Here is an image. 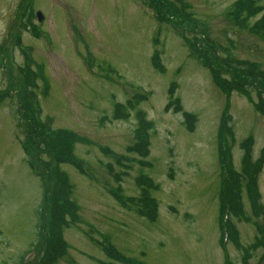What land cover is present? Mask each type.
<instances>
[{
  "label": "rangeland",
  "instance_id": "374dc122",
  "mask_svg": "<svg viewBox=\"0 0 264 264\" xmlns=\"http://www.w3.org/2000/svg\"><path fill=\"white\" fill-rule=\"evenodd\" d=\"M236 1L182 0L187 18L172 14V2L157 3L161 20L147 0H0V264H35L51 221L59 237L51 244L58 249L54 264H223L226 256L230 264H257L264 220L253 214L251 197L264 214V165L250 193L241 178L242 213L229 207L235 236L223 244L220 156L229 152L242 175L240 144L248 139L255 162L264 147V114L255 97L223 93L193 51L207 35L223 48L219 54L227 48L264 72V41L228 14ZM27 66L32 84L24 86L19 69ZM30 93L51 129L75 137L72 160L57 168L56 158H30L22 149L17 124ZM126 103L133 105L128 118L114 119L115 105ZM184 113L194 117L191 131ZM139 116L149 123L146 156L128 151L142 142ZM38 174L46 186L58 174L66 179L61 203L73 215L63 228L59 211L50 219L52 206L36 217L43 199ZM142 193L155 202L153 221L138 212ZM106 241L123 262L104 255Z\"/></svg>",
  "mask_w": 264,
  "mask_h": 264
},
{
  "label": "trees",
  "instance_id": "16d2710c",
  "mask_svg": "<svg viewBox=\"0 0 264 264\" xmlns=\"http://www.w3.org/2000/svg\"><path fill=\"white\" fill-rule=\"evenodd\" d=\"M169 2H172L173 9L172 14L177 13L179 18L186 17L184 10L187 8V4L182 2V0H147L150 6H154L157 9V18L164 20L165 18L162 17L161 13H159V8H157V3L160 6H170ZM230 14L231 18L235 21V26L245 28L249 33L253 34L261 41H264V4L263 0H237L233 6L232 10L228 13ZM229 16V17H230ZM256 17H259L255 21L251 22ZM193 51L196 55V58L200 59L204 66L209 69L211 76L215 83L219 86L223 93L231 91H239L240 93H245L248 96H252L256 98L255 105L257 110L264 114V72L261 71L258 66L254 63H250L249 61L239 60L233 57L229 50L226 48V51L219 54L218 50H222L220 46H218L212 40L207 39V35H205L204 43L202 44L204 47H199L197 43L199 41L195 40ZM217 50V52H216ZM221 51V52H222ZM224 54V56L222 55ZM41 66L39 65L38 68ZM23 72V80L21 83L24 86L32 84L29 81L30 78V70L29 67H25L23 69H19ZM13 82H16L15 79L12 77ZM16 84V83H15ZM254 84H257L256 86ZM20 85V80L18 79L17 84ZM170 95L172 94L173 90L171 89ZM26 98V97H25ZM27 99L21 100L20 106V122L18 127L24 129V138L21 142L22 149L30 158H43L45 154H47L48 158L52 160L56 158V163H53V167L57 168L59 163H65L68 160H72V153H71V144L75 141V137L70 132H59L55 129L50 128V122L48 119L42 120L41 110L39 107V102L36 99L37 96L35 94L30 93ZM26 100V101H25ZM25 101V104H24ZM133 105L131 104H116L113 110V118L116 120L127 119L129 116V109ZM32 108L36 110V112L32 111ZM185 119V124H187L188 130L193 129L194 117L190 114L184 113L183 114ZM23 120L22 126L21 121ZM139 126L137 127V137H142L141 141L135 145H132L128 148V151H133L138 153L139 155L146 156L148 154V139L146 130L149 125L144 118L139 116ZM219 138V137H218ZM248 139L244 140L240 147L245 150V155L241 161V173L242 175H237L233 171L232 163H231V155L229 152L225 150H221L222 163L225 176L224 180L222 179V187L221 192H219L220 203H221V211L223 212L224 208L231 207V211L238 210L239 213H242L241 206L239 203V193L240 189V181L241 178L244 177L248 179L247 188L249 189V193L252 190V186L254 185L253 181L255 180L254 175L260 170V167L264 165V147L261 149L259 153V157L255 162H252L251 153L249 149V145L247 144ZM220 143V141H219ZM221 144V143H220ZM221 146V145H220ZM219 147V145H218ZM33 153V157L31 154ZM50 163L47 162L46 165ZM30 165V164H29ZM32 168V165H30ZM38 177L41 178V193L43 196L42 201L40 202L37 210H36V217L38 218L39 215L45 210V207L52 206L50 212V219L54 220L56 217V212L58 213V218L60 219L59 226L63 228L66 224L65 217L70 216L72 214V210L66 211V207L61 202L64 201L65 193L63 190L66 188V179L64 175L58 174L56 177L58 178L57 182L54 184H50V186L45 185V181L43 179L42 174H38ZM47 180L49 181V176H47ZM144 183L149 187L150 184L146 179H144ZM144 191H147L144 189ZM251 196H253L251 194ZM222 201V202H221ZM138 203L140 204L139 207V214L144 217H147L150 221L156 219V205L153 199L147 198L143 193L141 198L138 199ZM49 204V205H48ZM251 204L254 208L253 214L261 215L264 220V214H262V207L260 206L258 199L255 196L251 197ZM41 209V211H40ZM73 215V214H72ZM241 215V214H239ZM48 218V212H47ZM239 220L250 221L249 217L240 216L238 217ZM53 221L49 222L53 229ZM222 229H226L228 232L229 229V239L233 240L235 233L232 225L228 222L226 225H220ZM258 230L260 231L259 237L256 238V246H264V227L258 225ZM51 229V233L53 235V231ZM59 237H56V241H58ZM51 236L48 247L45 250L44 256L40 258V260L36 264H54L57 260L56 250L51 247V244H55L56 242ZM102 248L105 250L108 247L106 254L113 255L110 256L112 260L116 262H123L124 257L119 253L114 251L112 245L109 244L108 241L102 243ZM246 255L249 252H245ZM264 261V255L261 258V262ZM225 264H228L227 262Z\"/></svg>",
  "mask_w": 264,
  "mask_h": 264
}]
</instances>
